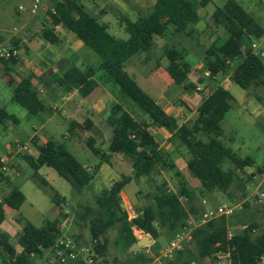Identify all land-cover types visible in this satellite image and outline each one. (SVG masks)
<instances>
[{
	"label": "trees",
	"instance_id": "obj_1",
	"mask_svg": "<svg viewBox=\"0 0 264 264\" xmlns=\"http://www.w3.org/2000/svg\"><path fill=\"white\" fill-rule=\"evenodd\" d=\"M207 2L200 0L198 4L204 6ZM45 18L50 25L41 26L39 34L46 42L61 45L55 32V27H61L74 33L100 58L96 68L69 67L56 79L59 87L66 93L76 92L80 97H87L98 86L93 77L100 71L149 118V121L137 120L120 103H112L105 118L112 130L106 151L95 145L93 137L87 136L84 140L90 151L99 157L100 163H109L111 154L120 153L129 159L132 168L131 175L121 174L118 180L95 196L93 204L77 203L73 211V225L89 232L84 245L90 246L98 256L106 254L108 232L115 230L113 242L127 254L119 264H144V253L138 249L128 250L137 240L133 227L146 230L153 239L152 244H155L159 235H163L168 242L184 228L188 219H197L204 208L201 201L197 204L198 196L191 192L175 164L160 147L152 128L166 131L170 139L176 137L186 147L190 154L186 165L199 180V196L220 192L228 198H234L233 189L245 192L253 173H264V161L254 166L255 161L251 157L237 156L219 140L223 133L221 121L233 100L226 87H213L201 99L194 119L178 123L175 116L167 113L124 70L127 58L138 51H149L154 37L163 36L170 25L175 33L191 35L192 30L188 26L196 23L199 16L190 0H155L150 10L134 20L121 15L119 23L127 33L126 39H118L110 34L106 24L90 15L80 0H49ZM211 19L224 29L225 36L216 37L205 48V69L211 76L226 74L231 70V80L243 89L264 86V62L251 47L252 39L264 38V27L235 0H226L222 6L215 7ZM12 44L16 46L15 41ZM7 49L12 51L14 48L9 46ZM164 55L167 58L165 68L170 78L185 90L194 87L187 82L190 67L184 59L185 51L165 47ZM17 61L16 54H10L7 58L0 56L6 73L9 72L8 65ZM32 78L31 74L21 76L13 86L11 99L30 115L51 114L53 109L44 105L32 84ZM7 119L16 121L13 115L0 107V123ZM85 123L91 125L88 120ZM81 127V124L72 120L68 123L70 132ZM36 149L35 156L22 154L21 157L31 167L34 183L51 189L50 199L56 206L65 203V198L38 172L41 166L53 168L77 194L82 193L99 167L94 166L93 171L87 169L61 141L48 139L36 145ZM252 166L254 170L246 173L245 169ZM159 169L174 173L177 189L167 190L166 184L162 182L163 188L151 195V203L137 208L135 215L129 217L122 206L120 192L131 180L150 177ZM1 177L6 179L0 170V181ZM24 200L22 191L11 186L0 200V224L5 218L4 206L18 210ZM258 212L264 217V203L243 201L231 215L217 216L198 224L190 232L191 239L182 249L174 251L170 258H165L163 264H203L205 259L214 260L218 253L227 254L231 264H258L260 257L264 256V222L257 221L255 214ZM16 221L22 225L16 245L9 242L5 233H0V264H32L35 258L42 257L44 251H55L58 248L57 242L62 234L58 218L45 220L42 225L36 226L18 214ZM79 237V233L73 237L77 247L83 245L78 242ZM69 251L66 249L64 253ZM69 259V264H78L80 261L78 256Z\"/></svg>",
	"mask_w": 264,
	"mask_h": 264
},
{
	"label": "rangeland",
	"instance_id": "obj_2",
	"mask_svg": "<svg viewBox=\"0 0 264 264\" xmlns=\"http://www.w3.org/2000/svg\"><path fill=\"white\" fill-rule=\"evenodd\" d=\"M198 1L192 0L199 19L196 23L188 26V29L192 30L191 35L175 33L173 26L170 25L163 36L154 37L153 45L149 51H138L124 62V70L134 78L148 95L155 100L159 96L164 97L166 101L160 98L164 101L163 106L169 102V104L180 108L181 115L177 117L178 123L194 119L200 98L205 97L211 87L223 82L226 77V74L204 76L205 67L203 64L205 48L214 38L221 37L225 33L220 25L212 21L211 14L215 7L222 6L226 0H209L203 7L197 4ZM235 1L264 27V0ZM80 2L85 10L94 16L98 22L106 24L110 34L118 39L127 38V33L119 23L117 8L111 10L105 5L106 0H80ZM31 5L32 0H0V47L9 48L12 41H15V47L19 51H17L19 59H22L21 61H24L30 69H37L38 71L44 66V62L47 60L45 57H50L49 52L42 51L40 55L43 58L33 59L32 57V60L31 57L25 55L23 47L31 41H34L37 47L43 44L39 41V32L41 26L50 25L45 18V9L49 5V0L41 5L36 13L30 12ZM99 6L107 13H100ZM142 14H145V12ZM38 17L44 19L43 24L37 21ZM128 17L131 20L135 18ZM57 31L55 29V32ZM60 33L70 35L75 41L69 50L63 49L64 47L61 45L46 42L51 49L59 51L60 56H66V54L72 56V60H75L73 62L80 69L86 66H95L99 62V56L82 43L74 33L63 28H61ZM37 40L38 42H35ZM255 41L259 44L258 49L264 52V41L257 39ZM165 47H175L178 50L185 51L184 59L190 67L187 82L192 83L194 87L185 90L182 85L176 84L170 78L165 68L167 64V58L164 55ZM93 78L98 86L87 97H80L82 106L77 104L72 107L63 105V98L57 95L59 91L57 86L49 89L44 88V93L39 91L38 93L44 105L47 108L55 106L59 109V112L54 111L56 108H53L51 114L46 112L33 116L11 99V86L6 82H2L0 77V106L16 119V121L7 119L4 123H0V156L4 155L9 150L8 147H13L15 143L26 146V149L16 150L12 153L7 170L4 171L11 183L6 182L2 177L1 181L4 182L0 183V197L6 194L14 185L22 191L25 200L18 210L6 207V217L0 224V230L9 232L11 243L16 245L19 231L16 228L7 227L8 219L14 223L15 227V223H18L16 218L18 214H21L34 225L40 226L45 220L52 219L56 213L55 217L59 220L58 226L62 232L60 240L70 239L72 242L70 249L76 256L80 257L78 264H119L126 258L127 254L114 244L115 230L108 232L109 244L105 255L95 257L91 251L80 252L79 247L85 244V241L89 238V232L85 228L78 229L73 225V211L77 203L93 204L95 196L107 189L113 181L118 180L121 174L130 175L132 172L131 164L129 159L120 153H113L109 163H100L99 157L90 151L84 140L87 136H91L94 138L95 145L106 151L111 128L105 118L112 103H120L137 120L149 121V118L132 100L122 95L117 86L107 80L100 71H97ZM196 86H199L200 90L196 91ZM224 86L232 94L233 100L230 101V109L221 121L223 133L219 140L237 156L242 158L249 156L258 163L264 158V86L258 85L243 89L233 81H229ZM186 92L190 95L185 99L188 108L183 106L184 102L180 101V98ZM193 92L199 95L195 99L191 98ZM86 105L89 111L84 110ZM64 109H67V111L65 112ZM86 117L92 121L90 126L86 125V121H84ZM72 118L81 121L82 127L70 132L68 123ZM152 130L160 147L175 164L176 169L179 170L191 192L198 196L196 197L198 205L202 199L206 201L205 206L241 204L243 201L264 203V196L262 198L258 197L259 192L264 193L263 182L261 183L260 179H252L248 183L245 192L233 189L234 198H228L220 192L206 193L205 196H199V180L191 174L186 165V160L190 157L186 147L178 138L170 139L166 131L156 130L155 127ZM34 138L35 143H42L48 139L63 142L77 160L90 171H93L94 166H99L92 180L83 188L81 194H77L70 184L60 177L53 168L45 165L39 168V173L49 182V185L67 198L63 206L54 207L50 199L51 189L40 187L34 183L31 179L32 169L21 157L22 154H36L33 145ZM245 171L250 173L252 170L246 168ZM162 182L171 191L177 189L178 185L174 173L160 169L154 171L150 177L131 180L124 186L123 190L125 192L121 194V203L128 211L129 217L134 216L137 208L151 203V195L163 188ZM255 215L259 223L264 222L262 213L258 212ZM132 231L137 239L143 236L150 238L148 232L144 229L133 227ZM77 233L80 235L78 242L83 244L79 247L76 246L73 239ZM152 243L153 239L138 249L146 255L144 264H163L164 259L161 256V250L166 246L167 240L163 235H159L155 244ZM57 249L55 251H44L42 257L35 258L32 264H69L70 259L67 254L64 253L63 258H60L56 254ZM63 252H66V250ZM203 264L218 263L216 259L212 261L205 259Z\"/></svg>",
	"mask_w": 264,
	"mask_h": 264
},
{
	"label": "crops",
	"instance_id": "obj_3",
	"mask_svg": "<svg viewBox=\"0 0 264 264\" xmlns=\"http://www.w3.org/2000/svg\"><path fill=\"white\" fill-rule=\"evenodd\" d=\"M191 2H192V0H190ZM200 1V0H199ZM198 1V2H199ZM209 1V0H208ZM154 2H155V0H106V2H105V5H107L111 10H113V9H115V8H117V10H118V18L122 15V16H125V17H127V18H129L128 16H132V17H135L134 19H136L138 16H140V15H143L142 13H146L149 9H150V7L152 8V6H153V4H154ZM198 2H197V4H198ZM193 3V2H192ZM193 5H194V3H193ZM199 5V4H198ZM206 5V4H205ZM204 5V6H205ZM19 6H21V5H19ZM97 6V5H96ZM200 6V5H199ZM201 7H203V6H201ZM99 12L100 13H107V11H105V10H103L102 9V7H100L99 6ZM197 12V11H196ZM198 14V13H197ZM130 19V18H129ZM133 19V20H134ZM131 20V19H130ZM37 21L40 23V22H44V19L42 18V17H38L37 18ZM56 30H58L56 33H57V35L59 36V38H60V40H61V46L62 47H64L63 49H65V50H69V49H71V46H72V43H74L75 41L73 40V37H71L70 35H67L66 33H63V34H61L60 33V30H61V28H59V27H57L56 28ZM63 31V30H62ZM223 36H225V33L221 36V37H223ZM25 36L23 35V38H24ZM39 41L40 42H43V44H41L40 46H36L35 44L36 43H34V41H31V42H29L28 44H26V46L25 47H23L24 49H25V55H28L29 57H31V59H32V57H33V59H35V58H43V56L42 55H40L41 54V52L42 51H45L46 53L47 52H49V55H50V57H45L47 60L44 62V66L42 67V68H40L38 71H37V69H30L27 65H25V63H24V61H21L22 59H19V57L17 56V49H16V47H15V45L14 44H12L11 46L14 48L13 50H15V52H16V56H17V58H18V61H17V63H15V64H9L8 65V67H9V72L8 73H6L5 71H4V69H3V65H2V63L0 62V77H1V80H2V82H6V83H8V84H10V86H11V92H12V89H13V86H14V84L16 83V82H18L19 81V79H20V77L21 76H23V75H27V74H31V75H33V78H32V84H33V86L37 89V91L39 92V91H41V93H44L45 91L43 90L44 88L45 89H49V88H52V87H54V86H57L58 88H57V90H59L58 91V96H61L62 98H63V105H65V106H68V107H72L74 104H77L78 106H82V104H80V96L76 93V92H72V93H66L61 87H59L57 84H56V79L58 78V77H60L69 67H71L72 65H75L76 66V64L73 62V61H75V60H72V56H69V55H67L66 54V56H63V55H59L60 54V52L59 51H55L54 49H51L49 46H47V43H46V41L42 38V37H40L39 36ZM215 39V38H214ZM213 39V40H214ZM41 40H43V41H41ZM212 40V41H213ZM257 40H262V41H264V38L263 37H260L259 39H257ZM211 41V42H212ZM35 42H38V40L37 41H35ZM33 43V44H32ZM42 48V50H41V48ZM251 47H252V49H253V51L255 52V53H258L261 57H262V60H263V57H264V52L263 51H261L260 49H258L259 48V44L255 41V39H252V41H251ZM0 48H6V47H4V46H2V47H0ZM7 49V48H6ZM19 52V51H18ZM44 52V53H45ZM32 59V60H33ZM99 62H100V60H99ZM99 62L95 65V66H92V67H94V68H96L97 66H98V64H99ZM264 62V61H263ZM223 75H225V74H223ZM231 70L228 72V73H226V77L224 78V80H223V82H220V83H218L217 85H222V86H224V84H228L229 83V81H232L231 80ZM227 79H229L228 81H227ZM226 80V82H224ZM216 85V86H217ZM225 87V86H224ZM55 88V87H54ZM213 87H211V89H212ZM193 91V90H192ZM38 95H39V93H38ZM78 96H79V98H78ZM197 96H199L196 92H193L192 93V99H195ZM39 97H40V95H39ZM188 97H190V95H189V93L187 94V92L182 96V98H180V101H182V102H184L183 103V106H185V107H187V105H186V101H185V99H187ZM82 98H84V97H82ZM160 98H163L164 99V97H162V96H159L158 98H157V100H155L158 104H160L161 106H162V108L167 112V113H169V114H171V115H173V116H175L176 117V113H177V111H179L180 110V108L179 107H176V106H174V105H172V104H169V102H167V104L166 105H164L163 106V102L164 101H166V99H164V101L163 100H160ZM201 99H202V97L200 98V101H201ZM166 103V102H165ZM200 103V102H199ZM199 105V104H198ZM0 107H2V106H0ZM198 107V106H197ZM51 108L53 109H55L54 111H56V112H59V109L57 108V107H55V106H51ZM188 108V107H187ZM197 109V108H196ZM65 110V112L67 111V109H64ZM84 110L85 111H89V109H88V107H87V105L84 107ZM72 116V115H71ZM177 118V117H176ZM85 120L84 121H86V120H88V121H90V123L92 124V121H91V119H89V118H84ZM72 121H75V122H77V123H79V124H81L82 125V122L81 121H77V120H75L74 118H72L71 119ZM105 121H106V119H105ZM108 124V123H107ZM109 126V125H108ZM110 127V126H109ZM111 128V127H110ZM156 130H158L157 128H156ZM153 131V130H152ZM154 132V131H153ZM111 136H112V130H111V135H110V138H111ZM110 138H109V140H110ZM109 140H108V142H109ZM45 142V141H44ZM44 142H42V143H44ZM38 144H41V143H33V145H34V147H35V149H36V145H38ZM108 145V144H107ZM36 154H37V149H36ZM35 154V155H36ZM35 155H33V156H35ZM112 155V154H111ZM111 158V157H110ZM264 161V158H263V160H261L260 162H255L254 163V166H257V165H259V164H261L262 162ZM109 162H110V159H109ZM46 166V165H45ZM254 166H252V167H248V168H250L251 170H254ZM99 168V167H98ZM39 170V169H38ZM39 172V171H38ZM131 174H132V172H131ZM130 174V175H131ZM129 175V174H128ZM6 176V175H5ZM141 178H144V177H141ZM8 181H7V180ZM6 179H5V181L6 182H8V183H11V180L9 179V178H7L6 177ZM2 182H4V181H0V183H2ZM49 183V182H48ZM111 185V184H110ZM109 185V186H110ZM57 191V190H56ZM58 192V191H57ZM123 192H125L123 189H122V191L120 192V196H122L121 194H123ZM6 193H8V192H6ZM59 193V192H58ZM5 195V194H4ZM59 195L60 196H62L60 193H59ZM62 197H64L65 198V201H66V197L65 196H62ZM1 198H2V196L0 197V200H1ZM121 201H122V197H121ZM66 203V202H65ZM65 203H63V204H65ZM63 204H61L60 206H63ZM54 205V204H53ZM217 205H220V204H215V205H213V206H217ZM123 206V205H122ZM6 207L7 206H4V212H5V217H6ZM54 207H59V206H56V205H54ZM9 208V207H8ZM124 208V207H123ZM125 209V208H124ZM126 210V209H125ZM127 211V210H126ZM128 212V211H127ZM55 215H56V213H55ZM55 215H54V217L52 218V219H50V220H53L54 218H56L55 217ZM134 215H135V213H134ZM128 216H129V214H128ZM5 219V218H4ZM47 220H49V219H47ZM16 224V226L14 227V223L13 222H11L9 219H8V225H7V227H9V228H16V230H18L19 231V233L21 232V228H22V225L20 224V223H15ZM0 233H5L6 235H7V237H8V240H9V242H11L10 241V234H9V232H6L5 230H0ZM19 233H18V235H19ZM18 235H17V237H18ZM16 241H17V238H16ZM18 249V248H17ZM216 258V260H217V263L218 264H231L230 262H229V259H228V255L227 254H225V253H218V254H216V256H215ZM222 259V260H221ZM258 264H264V263H258Z\"/></svg>",
	"mask_w": 264,
	"mask_h": 264
},
{
	"label": "built area",
	"instance_id": "obj_4",
	"mask_svg": "<svg viewBox=\"0 0 264 264\" xmlns=\"http://www.w3.org/2000/svg\"><path fill=\"white\" fill-rule=\"evenodd\" d=\"M47 0H32V5L30 8V12L31 13H36L37 10L39 9V7L41 5H43ZM57 27H55L56 29ZM15 55L16 52L15 50L9 51V49L6 48H0V56L7 58L9 57V55ZM204 76H211L208 70H204ZM195 90L198 91L200 90L199 86L195 87ZM181 114L179 111H177L176 113V117H179ZM9 150L2 156H0V162H1V167L0 170L2 172H4L5 170H7V165L9 164V161L12 157V153L14 151H18V150H24L26 149V146L20 143H15L13 147H8ZM253 171V170H252ZM252 179L254 180H259L260 182L264 183V173L258 174V173H253L252 175ZM167 190H170L167 188ZM264 196L263 192H259L258 197L262 198ZM202 205H204L203 210L200 212L199 217L197 219H188L186 222V225L184 226V228L175 233L174 236L166 243V246L161 250V256L163 257V259L165 258H170L172 256V254L174 253V251L182 249L183 246L185 245V243H187L190 239H191V235L190 232L191 230L197 226L200 223H204L212 218H215L217 216H228L231 215L236 209H238L240 207V204L236 203V204H231V205H218V206H205L206 201L205 199L201 200ZM71 244L72 242L70 241V239H64V240H58L57 242V246L59 247L56 251V254L58 256H60V258H63V254H64V250L69 249L70 251L67 253V256L69 258H75L76 255L75 253L70 249L71 248ZM80 252L84 253V252H92L93 256L97 257L98 255L93 252L90 249V246H81L79 247ZM259 263H264V256L260 257Z\"/></svg>",
	"mask_w": 264,
	"mask_h": 264
},
{
	"label": "water",
	"instance_id": "obj_5",
	"mask_svg": "<svg viewBox=\"0 0 264 264\" xmlns=\"http://www.w3.org/2000/svg\"><path fill=\"white\" fill-rule=\"evenodd\" d=\"M149 242H151V239L148 236H143V237L137 239L135 242H133L129 246L128 250L129 251L137 250V249H139V247H141V246H143V245H145L146 243H149Z\"/></svg>",
	"mask_w": 264,
	"mask_h": 264
}]
</instances>
